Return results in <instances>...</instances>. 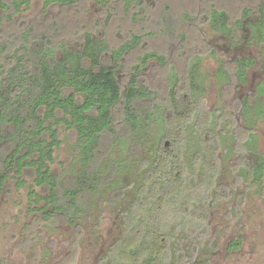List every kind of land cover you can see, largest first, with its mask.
I'll return each instance as SVG.
<instances>
[{
    "label": "rangeland",
    "instance_id": "1",
    "mask_svg": "<svg viewBox=\"0 0 264 264\" xmlns=\"http://www.w3.org/2000/svg\"><path fill=\"white\" fill-rule=\"evenodd\" d=\"M263 1L78 0L63 6L31 0L19 11L0 6V85L26 32L33 45L45 36L53 46L64 42L80 49L85 32L91 31L107 41L109 50L137 34L143 36L141 43L124 56L117 69L124 89L138 57L157 50L165 54L166 64L151 60L142 69V83L159 92L165 109L175 69L181 79L179 91L191 110L180 130L175 128L179 124L174 117L169 124L164 110H159L150 131H142L146 137L133 158L132 139L114 148L100 170L106 174L113 163L120 165L113 181L102 188L100 197L105 201L94 200L76 226L61 218L46 219L52 206L38 198L49 193L37 184L36 167L29 165L22 173L12 174L0 192V264H106L126 237L133 235L139 243L152 228L169 238L159 264H264V177L258 187L244 173L248 157L264 158V112L251 123L242 105L250 99L255 109L262 100L264 109V40L255 37L249 23L257 19ZM212 7L229 12L233 34L218 31L208 22ZM246 7L252 9L248 19L242 18ZM110 56L106 51L105 61ZM197 56L202 58L206 90L192 99L188 68ZM243 56L255 60L246 70L245 82L236 74L235 64ZM220 60L225 62L226 80L218 76ZM6 88L3 95L8 97L10 87ZM173 129L174 135L165 138ZM250 131L257 138L251 153L246 145ZM59 132L61 144L54 148L48 165L66 179L81 169L80 155L73 130L60 126ZM165 141H170L174 152L165 170L171 176L179 174L183 187L155 204L149 195L155 191L159 196L162 189L171 188L168 178L162 179L157 172ZM206 150L214 152L210 167L204 161ZM117 186L126 187L125 194L111 203L108 198ZM238 239L240 245L234 247Z\"/></svg>",
    "mask_w": 264,
    "mask_h": 264
},
{
    "label": "trees",
    "instance_id": "2",
    "mask_svg": "<svg viewBox=\"0 0 264 264\" xmlns=\"http://www.w3.org/2000/svg\"><path fill=\"white\" fill-rule=\"evenodd\" d=\"M30 1L11 0L8 3L0 0V6L4 9L13 7L19 11L23 5H29ZM43 1L45 5L71 6L78 0ZM102 1L109 3L112 0ZM251 15L252 9L246 7L242 18ZM242 18L237 20L238 25L242 24ZM208 22L223 33L234 32L230 14L226 10L212 7ZM249 23L255 29V37L260 35L257 38L264 40V1L258 7L257 19L249 20ZM23 36L24 42L14 53L15 61L0 85V192L4 182L13 178L12 174L22 173L26 166L32 165L36 167L37 184L49 193L45 197L38 195L39 199L45 198L52 206V210L45 213L46 219L61 218L76 226L88 215L94 200L98 198L101 203L105 201L100 197L102 188L113 181L119 172V163H113L106 174H101L105 159L127 139H132L130 157L137 155L146 137L142 131H150L154 116L163 109L164 103L158 100L159 92L142 83L140 75L151 60L165 65L166 56L157 50L140 55L138 62L131 67L132 73L124 89L117 69L121 67L124 56L141 43L143 36L134 34L131 40L111 50L104 38L91 31L85 32L80 49L68 47L64 42L53 46L46 43L45 36L40 38V44L33 45L30 44L29 32ZM106 51L111 54L107 61ZM254 62L250 56L237 59L236 74L242 82L246 81V70ZM218 76L227 79L223 60H220ZM188 79L190 98L194 99L206 90L200 56L190 61ZM180 81L174 69L167 96L168 107L163 109L165 121L170 124L174 117L179 124L175 127L177 130L182 128V122L191 112L179 91ZM5 86L10 87L7 90L8 97L3 95L7 89ZM261 101H258L255 109L250 99L242 102L243 111L251 123L255 122L254 116L259 117L264 112L260 107ZM60 126L73 130L77 135L75 150L81 162V169L66 179L60 178L48 165V161H53L54 148L61 144ZM173 135L174 129L168 130L165 138ZM168 142L161 144L163 161L157 172L162 174V179L168 178L171 188L162 189L159 196L153 191L149 196L155 198V204H162L167 196L172 197L183 187L179 174L174 172L171 176L165 170L167 161L174 154ZM256 144V135L250 131L246 141L248 152L251 153ZM205 153L204 161L210 167L214 152L206 150ZM247 161L249 166L245 175L258 187L261 186L264 158L248 157ZM178 170L181 172L183 168L179 166ZM125 191L124 186L113 188L108 201L116 203ZM31 194L36 193L32 190ZM148 231H145L139 243L133 235L126 237L116 250L115 258L106 264H133L131 259L133 262L138 261L134 264H159L169 238L165 232L155 228L150 233ZM232 245L239 246L240 239Z\"/></svg>",
    "mask_w": 264,
    "mask_h": 264
},
{
    "label": "flooded vegetation",
    "instance_id": "3",
    "mask_svg": "<svg viewBox=\"0 0 264 264\" xmlns=\"http://www.w3.org/2000/svg\"><path fill=\"white\" fill-rule=\"evenodd\" d=\"M250 17H251V16H249V17H246V18L248 19V18H250Z\"/></svg>",
    "mask_w": 264,
    "mask_h": 264
}]
</instances>
